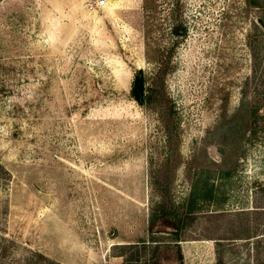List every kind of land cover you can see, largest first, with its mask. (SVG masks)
Here are the masks:
<instances>
[{"label":"rangeland","instance_id":"rangeland-1","mask_svg":"<svg viewBox=\"0 0 264 264\" xmlns=\"http://www.w3.org/2000/svg\"><path fill=\"white\" fill-rule=\"evenodd\" d=\"M95 1L0 0V264H264V0Z\"/></svg>","mask_w":264,"mask_h":264},{"label":"trees","instance_id":"trees-1","mask_svg":"<svg viewBox=\"0 0 264 264\" xmlns=\"http://www.w3.org/2000/svg\"><path fill=\"white\" fill-rule=\"evenodd\" d=\"M261 22H263V21H261ZM174 32H175L176 34H178V33H182L181 30H179L178 27L174 28ZM136 81H137V83H138V78H136ZM137 83L133 86L132 89H133V92H134V99H135L138 103L141 104L142 102L139 101L138 90H137V88H136ZM253 119H255V118H253ZM0 171H1V172L3 171V167L1 166V164H0ZM161 223H163V224H165V225H169V227L174 228L175 230H174L173 232L178 231L179 228L181 227V226H178L179 221L176 220V219H175V220L172 219L169 215L164 216V217L162 218V220H161ZM251 237L256 239V242H257L256 245H258L259 242H260V240H258V239H261V238L264 239V232H263V233H259V234H253ZM244 238H248V237H243L242 234L236 235V237H234V239H244ZM220 243H221V241H217V247H218V248L221 247V244H220ZM218 261H221V257H220V256H219V258H218ZM46 263H47V264H55L53 261H51V260H49V259L46 261ZM57 264H58V263H57Z\"/></svg>","mask_w":264,"mask_h":264},{"label":"water","instance_id":"water-1","mask_svg":"<svg viewBox=\"0 0 264 264\" xmlns=\"http://www.w3.org/2000/svg\"><path fill=\"white\" fill-rule=\"evenodd\" d=\"M144 83H143V76L140 74L138 76V83L136 85V88L138 90V97L139 101L142 102L144 99V89H143Z\"/></svg>","mask_w":264,"mask_h":264},{"label":"built area","instance_id":"built-area-1","mask_svg":"<svg viewBox=\"0 0 264 264\" xmlns=\"http://www.w3.org/2000/svg\"><path fill=\"white\" fill-rule=\"evenodd\" d=\"M104 3H105L104 0H99V1H95L94 5L101 7L104 5Z\"/></svg>","mask_w":264,"mask_h":264}]
</instances>
